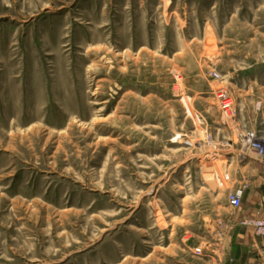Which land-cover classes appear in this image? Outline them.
I'll list each match as a JSON object with an SVG mask.
<instances>
[{"label": "rangeland", "instance_id": "374dc122", "mask_svg": "<svg viewBox=\"0 0 264 264\" xmlns=\"http://www.w3.org/2000/svg\"><path fill=\"white\" fill-rule=\"evenodd\" d=\"M263 79L264 0H0V264H226Z\"/></svg>", "mask_w": 264, "mask_h": 264}, {"label": "crops", "instance_id": "0c3cea01", "mask_svg": "<svg viewBox=\"0 0 264 264\" xmlns=\"http://www.w3.org/2000/svg\"><path fill=\"white\" fill-rule=\"evenodd\" d=\"M238 80V84H244L249 88L257 87L259 79H245ZM264 88V79L261 84ZM264 92V91H263ZM250 94L251 91L249 90ZM263 105L260 109V104L256 105V101L253 95L248 96L245 102L242 101L240 107V113L233 121V125L230 127L231 136L237 137V129L235 126L241 128H249L251 130L259 131L264 134V96ZM232 128V129H231ZM240 128V129H241ZM226 128L225 131H227ZM223 131V130H222ZM236 146V145H234ZM237 150H240L239 145L236 146ZM237 155V154H236ZM238 155L233 157L232 161L238 159ZM233 164H235L233 162ZM240 172L241 175L246 177L248 182V188L245 192L242 205L239 208V214L241 221L246 220H264V160L257 158L253 154L250 160L245 161L240 159ZM236 222L234 227L238 226ZM242 227V226H241ZM237 232V231H236ZM232 232L231 237L224 240L226 251V264H264V237H258L256 230L253 227H248L236 233Z\"/></svg>", "mask_w": 264, "mask_h": 264}, {"label": "built area", "instance_id": "2783aa9c", "mask_svg": "<svg viewBox=\"0 0 264 264\" xmlns=\"http://www.w3.org/2000/svg\"><path fill=\"white\" fill-rule=\"evenodd\" d=\"M221 76L215 73V78L219 79ZM225 101H227V98ZM240 138V149L244 152H251L257 156V158L264 160V134L253 130H244L239 136ZM193 147L194 144L187 143ZM244 189H237L229 194V204L234 209H239L242 205L244 198ZM244 225L255 228L256 234L264 236V220H246ZM201 253V250H197Z\"/></svg>", "mask_w": 264, "mask_h": 264}]
</instances>
